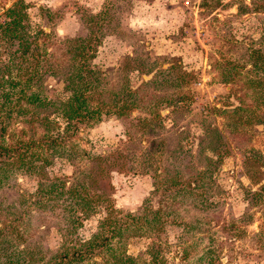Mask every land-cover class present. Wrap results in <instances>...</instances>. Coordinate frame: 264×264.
Wrapping results in <instances>:
<instances>
[{"label": "rangeland", "instance_id": "obj_1", "mask_svg": "<svg viewBox=\"0 0 264 264\" xmlns=\"http://www.w3.org/2000/svg\"><path fill=\"white\" fill-rule=\"evenodd\" d=\"M15 2L31 33L16 54L36 43L61 66L41 88L53 104L35 105L15 101L19 59L0 64L1 260L264 264V108L245 106L246 80L264 79L249 51L264 63V0H0V21ZM74 62L95 71L81 86L97 110L63 135L55 106ZM170 176L178 194L158 186ZM143 207L160 215L149 227Z\"/></svg>", "mask_w": 264, "mask_h": 264}, {"label": "trees", "instance_id": "obj_2", "mask_svg": "<svg viewBox=\"0 0 264 264\" xmlns=\"http://www.w3.org/2000/svg\"><path fill=\"white\" fill-rule=\"evenodd\" d=\"M12 4V6L7 7L5 10V17L3 21H0V64L5 65L7 61H13L15 59L18 60L17 69L18 71L13 72L14 75L12 76L16 83V91L15 101L23 100L28 101L29 103H34L35 105H46L47 103L53 104L52 99L45 98V95L41 93V88L43 86V79L46 76V72H52L53 67L56 65L55 68H60V64H55L53 60H49L45 57L44 50L40 49V47L33 43L31 46V51L26 52L25 50L21 49L19 54H16V46L13 47V41L17 40L19 43L22 41L23 46L25 49L28 48L29 44L26 43L27 36L31 35V33L25 28L20 29L19 26H21V23L19 20L22 17V13L20 10L16 8V4ZM22 5V3L20 4ZM75 39H73L74 47L73 49V55H79L78 47L79 44H75ZM253 53H256V58L260 61L253 67V68H260L264 66L262 59V54L257 53V49L255 47H250L249 51ZM2 54L6 55L5 61H2ZM22 62V66H19V64ZM49 65V66H47ZM85 65L82 62L73 63L72 69L68 72L69 74L65 77V83L64 88L69 90V94L65 99L59 100L60 102L57 103L55 106L57 113L61 115L63 118L65 125H64V132L63 135H67L68 132H72L76 129L79 123L85 122L86 120L83 119L85 116H91L97 109L96 107H87L82 99L83 96V85H86V83H89V86H91L93 83L92 81L95 79L92 76V73H95L94 70L90 68H85ZM85 68V69H84ZM0 66V79L5 75L3 73V70H1ZM82 70H85L86 73L82 75ZM224 73L222 75L227 76L231 73L229 69L224 70L222 69ZM252 70V69H251ZM256 70V69H255ZM88 75L85 77V75ZM255 75V78L249 77L248 80H246L248 85H251L254 87V89H251L252 96L251 99L253 100V104H245L246 107H259L264 108V79L262 77L263 73L260 75ZM22 76H24L22 78ZM19 78H22V83L19 80ZM4 80H0V82L3 83ZM81 82H83V85L81 86ZM245 83V82H244ZM89 96V95H88ZM86 118V117H85ZM71 127V129H69ZM72 130V131H71ZM61 134V133H60ZM51 138H55L56 136L54 134L50 135ZM1 152V151H0ZM207 158V157H206ZM211 161V160H208ZM201 178V174L198 172V176H194L192 179L187 181V189L186 193L192 195L190 192L193 190V187L195 186H201L199 179ZM78 185L81 187L80 192L75 195H71V198H73L72 202L77 206L81 205L80 208H82V205L84 206L85 201H88V197L84 195V191L86 189V186L83 183H78ZM77 186V185H76ZM159 187H174L178 192H181V189L177 183V180H172V177L161 181V179L158 181ZM74 187H70V189L73 191ZM69 189V190H70ZM258 189H262V187H258ZM77 190V188H76ZM256 193V192H255ZM198 194V193H197ZM80 200H83V202H79L78 198ZM174 199V197H170ZM73 212H76L74 209ZM145 214V215H144ZM133 215V214H132ZM129 216V217H128ZM131 214L126 213L124 217L114 218L112 219L111 223L104 227L102 225V229L106 228L104 231L107 232L105 236H108L109 234L114 233L115 230H117L119 227L123 225H127L130 223ZM135 218L138 219H145L147 221L146 224H148V227L153 224L154 221H157L160 218V215L158 213L157 209H153L152 207H143L141 213H137L135 215ZM104 220L107 219V216L103 218ZM93 245V243H92ZM81 252L80 249L75 248L70 253H66V256H74L79 255ZM4 256H0V264H11V260L3 261L1 260Z\"/></svg>", "mask_w": 264, "mask_h": 264}]
</instances>
